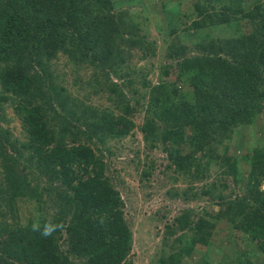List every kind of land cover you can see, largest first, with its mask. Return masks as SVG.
I'll return each instance as SVG.
<instances>
[{
    "label": "trees",
    "instance_id": "16d2710c",
    "mask_svg": "<svg viewBox=\"0 0 264 264\" xmlns=\"http://www.w3.org/2000/svg\"><path fill=\"white\" fill-rule=\"evenodd\" d=\"M210 1L221 5L212 7L211 14L206 7L202 15L206 12L211 17L194 22L193 27L209 25L217 36L207 35L196 45L200 52L183 57L180 66H160L161 79L148 91L141 130L151 147L156 142L169 146L167 153L175 170L199 176L216 161L238 184L243 174L239 165L245 163L243 194L229 200L218 217L227 218L237 232L254 231L251 238L264 252V191L260 189L264 145L234 156L227 143L219 153L224 139L231 140L237 128L251 125L264 110V0H249L245 7L240 0ZM112 4V0H0V61L4 63L0 67V110L2 103L13 98L26 132V140L20 142L0 128V209L7 205L6 212L0 213V264H122L129 254L131 231L124 218V201L105 176L104 163L90 143L128 135L134 126L129 114L136 105L118 83L111 82L110 90L120 97V114L75 107L63 99L65 88L55 83L50 65L63 51L73 60L102 69L106 77L110 70L121 69L126 58L115 51L112 41L125 33L127 23ZM223 24L232 28L231 34L218 33ZM255 24L261 30H255ZM132 36L124 42L143 45L144 56L155 54L153 40ZM168 53L184 55L172 45ZM172 72L175 79L170 80ZM182 76L188 80L191 96L177 92L175 80ZM140 83L146 84L144 80ZM132 84L129 79L128 87L137 93ZM183 142L190 146L186 152L180 148ZM30 175L44 176L46 184L42 188L32 185ZM54 182L58 183L54 189L60 207L51 220L63 224L62 230L44 238L32 226L8 222L6 213L13 217L15 211L13 199L33 193L41 197ZM209 191L204 188L202 192ZM189 215L186 212L184 217ZM213 227L199 217L192 234H182L178 238L181 246L161 256L157 264H185L182 257L195 244L206 245ZM63 233L65 252L58 246ZM235 256L229 264H254L247 252L238 251ZM203 264L213 263L204 260Z\"/></svg>",
    "mask_w": 264,
    "mask_h": 264
},
{
    "label": "rangeland",
    "instance_id": "374dc122",
    "mask_svg": "<svg viewBox=\"0 0 264 264\" xmlns=\"http://www.w3.org/2000/svg\"><path fill=\"white\" fill-rule=\"evenodd\" d=\"M112 1L118 17L122 15L123 21L127 23L125 33L112 41L115 51L118 49L121 56L126 58L122 68L110 70L106 77L102 69L95 68L85 61L73 60L63 51L58 52L50 61V65L55 83L65 88L63 99H69L68 102L75 107L97 109L99 113L112 112L115 116L120 114L122 110L117 107L120 97L110 90L111 82L118 83L129 102L136 105L129 114L134 126L128 135L123 138H107L104 141L94 140L90 143L95 154L104 163L105 176L119 191L124 201V218L131 231V249L122 264H157L161 256L168 255L181 246L178 238L182 234H192L191 228L199 217L214 224L208 243L195 244L190 253L182 257V262L203 264L204 260H208L213 264H229L238 251H244L254 264H262L264 252L257 249L256 242L251 238L255 232H237L227 218L218 217L223 215L229 200L243 194L241 188L245 187L247 182L246 164L241 161L239 165L243 174L239 177L238 184L234 182L231 174L224 171L225 167L216 161L202 169L199 176H195L193 171L187 173L175 170L168 157L169 146L156 142L155 146L151 147V142L144 140L141 130L147 115L148 91L158 85L161 79L160 66H180L183 57L190 58L200 52L196 45L207 35L217 36L211 26L195 28L193 24L208 21L211 16L206 17V12L202 15L203 10L209 7L208 14H211L212 7L221 4L210 0ZM239 2L244 7L250 3L249 0ZM256 26L255 24V30H261ZM218 33L231 34L232 28L223 24ZM132 34L144 35L146 40H153L155 54L144 56L143 45L131 46L124 42ZM136 36L132 38L136 40ZM170 45L174 49L183 50L184 55L169 54ZM3 65L0 61V67ZM261 71L264 73V65L261 66ZM168 78L175 79V73H170ZM129 79L133 82L132 86L139 90L137 93L128 87ZM142 80L145 85H141ZM175 81L177 92L181 96H191L192 89L186 76ZM13 100L10 98L2 103L0 128L9 130L12 139L23 142L26 140V132L15 112ZM227 143L229 152L234 156H241L249 147L264 145V110L251 125L237 128L231 140L224 139L219 153ZM180 148L186 152L190 146L183 142ZM2 177L1 174L0 180ZM34 177L31 178L30 175L32 185L42 188L46 184L44 176ZM57 186L56 182L52 183L51 187L47 186L41 197L33 193L13 199L15 211L13 210V217L9 211L6 213L8 222L12 225L32 226L43 218L52 219L60 207L56 205L60 202L57 190L54 189ZM204 188L209 189L210 193L204 194ZM260 189L264 191V181ZM2 202H6V197ZM6 206H2L0 213L5 211ZM186 212L190 214L189 218L184 217ZM181 217L185 220L179 222L177 218ZM63 237L64 233L58 240V246L60 251L65 252L66 243ZM77 262L78 259H75V263Z\"/></svg>",
    "mask_w": 264,
    "mask_h": 264
},
{
    "label": "clouds",
    "instance_id": "9594fccd",
    "mask_svg": "<svg viewBox=\"0 0 264 264\" xmlns=\"http://www.w3.org/2000/svg\"><path fill=\"white\" fill-rule=\"evenodd\" d=\"M63 224L47 220L42 226L39 223L32 225V231L37 232L44 238L52 237L54 233L63 229Z\"/></svg>",
    "mask_w": 264,
    "mask_h": 264
}]
</instances>
